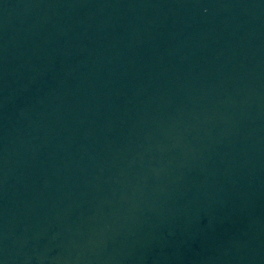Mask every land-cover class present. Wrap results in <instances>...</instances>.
Listing matches in <instances>:
<instances>
[{"label": "water", "instance_id": "water-1", "mask_svg": "<svg viewBox=\"0 0 264 264\" xmlns=\"http://www.w3.org/2000/svg\"><path fill=\"white\" fill-rule=\"evenodd\" d=\"M0 264H264V0H0Z\"/></svg>", "mask_w": 264, "mask_h": 264}]
</instances>
